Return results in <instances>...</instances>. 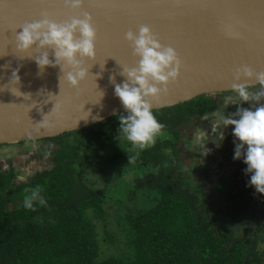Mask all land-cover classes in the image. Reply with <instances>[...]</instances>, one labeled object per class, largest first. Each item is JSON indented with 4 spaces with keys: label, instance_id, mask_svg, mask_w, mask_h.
Returning a JSON list of instances; mask_svg holds the SVG:
<instances>
[{
    "label": "water",
    "instance_id": "water-1",
    "mask_svg": "<svg viewBox=\"0 0 264 264\" xmlns=\"http://www.w3.org/2000/svg\"><path fill=\"white\" fill-rule=\"evenodd\" d=\"M83 12L97 29L96 57L85 59L88 76L73 88L58 65H37L42 50L35 45L19 51L15 36L26 22H64ZM141 25L183 61L168 92L150 98L152 110L230 91L233 83L259 84L255 76L236 81L235 71H264V0H82L80 8L65 0H0V143L55 137L125 112L114 87L126 79L122 66L138 62L125 33Z\"/></svg>",
    "mask_w": 264,
    "mask_h": 264
},
{
    "label": "trees",
    "instance_id": "trees-1",
    "mask_svg": "<svg viewBox=\"0 0 264 264\" xmlns=\"http://www.w3.org/2000/svg\"><path fill=\"white\" fill-rule=\"evenodd\" d=\"M210 109L202 95L153 110L169 138L142 149L137 163L157 171L139 175L129 196L140 189L158 198L148 208L128 207L117 215L124 232L118 255L102 256L98 223L106 219V194L82 174L120 135L119 117L126 113L51 138L61 144L51 169L12 189L11 181L0 180V264H264L257 241L234 237L173 172L172 157H179L170 135L177 139L181 125ZM36 189L46 205L25 209L23 197ZM15 198L20 205L11 204Z\"/></svg>",
    "mask_w": 264,
    "mask_h": 264
},
{
    "label": "clouds",
    "instance_id": "clouds-1",
    "mask_svg": "<svg viewBox=\"0 0 264 264\" xmlns=\"http://www.w3.org/2000/svg\"><path fill=\"white\" fill-rule=\"evenodd\" d=\"M72 8H80L82 0H65ZM22 31L16 34V46L21 52H28L35 45L42 50L35 57L38 66L58 65L66 81L79 88L81 81L88 76L85 59L96 57L97 29L90 13L83 12L70 20L57 22L45 16L42 20L26 22ZM125 39L130 42L133 55L138 57L136 66H122L121 76L126 79L115 84L114 94L119 98L126 114L119 117L118 132L133 148L144 149L154 142L161 129L155 118L150 98L168 92V85L177 81L183 61L172 46L163 44L148 25H141L137 31L129 30ZM47 49H52L55 61L49 59ZM16 75L13 73V76ZM261 85V90L250 96L244 84L233 83L232 90L242 101H259L264 97V71L256 72L249 66L235 71V80L253 77ZM113 82L115 77L111 78ZM223 129L233 125V159H242L249 175L248 186L256 193L264 194V104L253 107H238L235 116L222 118ZM219 146L225 139L220 134ZM46 205L36 189L23 197V207L34 209V204Z\"/></svg>",
    "mask_w": 264,
    "mask_h": 264
},
{
    "label": "flooded vegetation",
    "instance_id": "flooded-vegetation-1",
    "mask_svg": "<svg viewBox=\"0 0 264 264\" xmlns=\"http://www.w3.org/2000/svg\"><path fill=\"white\" fill-rule=\"evenodd\" d=\"M250 96L261 90V85L247 86ZM216 96H215V95ZM214 94H206L212 102V109L193 117L190 122L181 125L177 139L172 136V141L178 146V160L173 172L183 181L184 187L195 191L201 201L211 208L212 216H215L219 224L230 230L234 237L255 239L264 252V228L255 226L256 222L264 223V194L255 192L248 186L249 175L243 171L246 165L242 159L234 160L233 125L223 129L222 118L235 116L238 107H253L264 104V97L259 101L250 99L248 102L241 100L233 90ZM214 95V96H213ZM202 96V95H201ZM224 131L225 139L220 142V134ZM59 136V135H58ZM53 137L40 139H26L13 143H0V148L10 144H22L28 142L47 141L48 146H39L37 152L29 156V160L44 159L50 165L47 168L28 174L26 180H20V171L12 162L7 167L0 163V180L11 181V189L23 182L38 177L47 169L55 165V150L60 148V141L54 142ZM166 136L164 139H168ZM62 141V140H61ZM4 161V160H3ZM78 164V161H77ZM20 180V181H19ZM19 181V182H17ZM4 184L0 183V187ZM238 222L232 220L231 216ZM229 219L222 222V219ZM231 218V220H230ZM263 219V220H262Z\"/></svg>",
    "mask_w": 264,
    "mask_h": 264
},
{
    "label": "rangeland",
    "instance_id": "rangeland-1",
    "mask_svg": "<svg viewBox=\"0 0 264 264\" xmlns=\"http://www.w3.org/2000/svg\"><path fill=\"white\" fill-rule=\"evenodd\" d=\"M235 95L238 94L225 95L224 97L232 98L235 97ZM166 136H169L168 131H160L152 144H154L157 139H164ZM49 144L47 140L10 144L9 146L1 147L0 163L3 162V167H7L8 164L12 162L19 170H22L20 171V180L25 181L27 179L25 171L32 175L42 168H47V166L50 167V164L44 159H28L29 156L37 152L39 146H48ZM147 147L148 146L145 148ZM141 152L142 149L133 148L126 139H123L121 135H119L109 148L105 150L104 155L95 159L82 174L83 181L86 182L87 185L97 190H102L106 194L104 205L106 209V219L98 223L99 241L103 257L118 255L123 249V246L121 247L120 244H122L124 232L117 222V215L124 214L128 207L135 209L148 208L152 206L158 198L156 193L140 189L136 192L134 191L135 194L133 192V194L129 196V190L134 189L139 175L145 174L151 170L157 171V167L154 165L149 164L142 166L137 163ZM80 154H82L81 151ZM80 161L82 164V160ZM15 199L11 204L13 206L20 205L22 201L20 202V200ZM231 218L233 221L238 222L233 214ZM227 220L229 219H222L221 221L224 222ZM255 226L263 229L264 223L256 222ZM259 233L262 235L264 234V232Z\"/></svg>",
    "mask_w": 264,
    "mask_h": 264
}]
</instances>
